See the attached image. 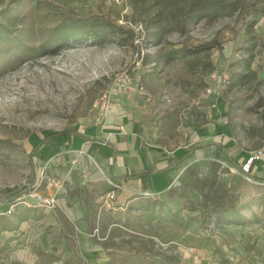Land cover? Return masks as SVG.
<instances>
[{
  "label": "rangeland",
  "instance_id": "rangeland-1",
  "mask_svg": "<svg viewBox=\"0 0 264 264\" xmlns=\"http://www.w3.org/2000/svg\"><path fill=\"white\" fill-rule=\"evenodd\" d=\"M12 1L0 0V8ZM22 1L16 10H24L20 26L34 34L26 35L27 59L0 73V193L23 188L0 199V222L4 226L13 213L27 207L42 216L34 226L28 221L22 231L0 230V264H90L74 225L79 211L88 224L83 237L102 246L110 264H121L124 258L130 262L132 256H149L150 264H188L182 253L194 238L185 218L200 211L211 217L214 202L221 207L234 204L243 220L239 225L260 233V238L248 235L247 252L238 259L264 264V182L247 178L219 150L195 155L171 188L155 199L135 200L124 211L102 205L104 197L99 202L89 197L83 177L70 173L68 163L75 157L57 160L65 153L48 154L54 153L50 145L59 136L103 124L112 104L127 106L132 117L147 105L156 124L165 117L166 123L183 125L189 114L199 124L215 118L206 110L215 111L205 101L208 96L223 98L221 126L230 132L227 148L246 157L261 148L264 153V0H238L231 14L212 18L206 15L212 0L198 1L204 5H197L195 18L163 0ZM65 18L96 25L100 40L85 26L86 37L80 41L51 50L41 47L43 29ZM247 45L253 46L249 67L254 74L232 83L231 75L243 70L240 65L249 56ZM172 49L181 51L170 57ZM121 76L126 88L116 85ZM108 91L110 105L103 113L100 103ZM54 131L60 133L32 150ZM199 231L194 236L209 235ZM175 234L181 243L171 240ZM231 257L235 263L220 256L218 264L239 262L236 255Z\"/></svg>",
  "mask_w": 264,
  "mask_h": 264
},
{
  "label": "crops",
  "instance_id": "crops-1",
  "mask_svg": "<svg viewBox=\"0 0 264 264\" xmlns=\"http://www.w3.org/2000/svg\"><path fill=\"white\" fill-rule=\"evenodd\" d=\"M205 101L213 103L214 113L209 110V107L206 110L215 118H211L210 122L202 120L201 123L196 124L193 122V116L189 114L183 125H176L175 120L172 123H166L165 117H162L156 124L152 120L147 105H143L142 110L136 113L137 116L132 117L127 106L112 104L103 124L95 128H87L84 131L71 130L69 133L59 136L50 145V149H53L54 153L48 152L49 157L52 158L58 153H65V156L60 155L55 158L57 160L61 156L65 160L75 157V162L68 163L71 169L70 173L83 177H81L82 182L88 190L89 197L94 201H101L104 195L112 190L110 181L118 183L120 187L116 190L115 198L111 204L115 205L114 210L118 208L124 211L134 205L133 201L144 200L139 197V193L144 190L155 192L159 196L171 188L181 170L195 155L202 157L210 152L217 153L219 150L228 159L232 158V164L234 161L242 163L246 156L235 148L228 149L226 146L225 141L230 139L228 137L230 132L228 126H221L222 118L225 116L223 98L208 96ZM214 126L217 128L215 129ZM211 141L214 143L208 144ZM219 143L224 144L225 149ZM202 144L201 148L194 149ZM187 152L189 154L184 157ZM251 170L254 176H264V153L259 161L252 164ZM40 215L36 213V217H30L27 221L23 220L15 230L22 231L24 226L28 227V221H31L34 226L33 223L39 221L42 216ZM74 216L79 219L74 221V225L82 235V246H87L88 251L85 255L88 262L90 264H110L104 248L88 241L87 236L83 237V234H87L88 224L82 220L81 211ZM92 226L90 229L93 228ZM216 226L217 230L219 228L220 230L218 231L219 235H215L212 239L215 247L190 246L187 251L182 253L185 262L188 264H218L220 256H229L234 262L231 256L236 255V259L245 256L247 252L246 238L249 237V234L252 237L260 238V233H251L235 222H219ZM4 231L6 230L4 229ZM174 243L179 244L178 242ZM248 256L250 257V255ZM161 258V261L164 262V256ZM89 259L93 262H90ZM150 261L152 259L149 256L145 257V260L132 256L130 262L124 258L119 263L150 264ZM238 263L247 264L243 259L236 264Z\"/></svg>",
  "mask_w": 264,
  "mask_h": 264
},
{
  "label": "trees",
  "instance_id": "trees-1",
  "mask_svg": "<svg viewBox=\"0 0 264 264\" xmlns=\"http://www.w3.org/2000/svg\"><path fill=\"white\" fill-rule=\"evenodd\" d=\"M167 4L173 3L176 4L177 10H185L186 15L189 16V18H195L197 12L198 4H203L201 2H198L199 0H163ZM22 0H14L6 5V7L0 8V73L4 71H8L9 69H15L18 66H20L23 61L27 59V54H25L24 48L28 47V38L26 35L34 34V30L32 28H25L20 26L22 23L23 18L19 19L21 13H23L24 10H21V12H17L16 10L19 9V6H22ZM182 2V4H180ZM207 2V1H206ZM208 3V2H207ZM212 4V7H208L207 14L210 18L222 15V14H231L233 11L236 10L237 3H239L238 0H229L224 2H221L220 0H212V2H209ZM209 5V4H208ZM24 6V4H23ZM204 7V8H203ZM204 10L207 9L203 6ZM196 10V11H195ZM28 11L31 12V9L28 8ZM197 17V16H196ZM20 26V27H19ZM89 26L92 30L95 31V33L92 35L93 39L96 41L100 40L99 30L96 25H93L89 23L88 21H85V19H75V18H65L60 19L56 21L51 26H48L46 29H43L44 34L41 36V47H44L47 50H51L53 47H57L62 44H66L69 41H80L81 39L86 37V32L84 33V27ZM156 33L152 34L154 37ZM30 37V36H28ZM245 47V52H249V56L246 58H243L242 64L240 65V68L243 70L240 72H235L233 75H231L230 81L232 83H241L246 80V78L254 74L252 70L250 69L249 65L253 57V53H251L250 50H252L253 46ZM180 49H172L171 53L169 54L170 57L175 56L176 54L180 53ZM182 56H184L183 52H181ZM246 70V71H245ZM264 81V80H263ZM57 133H60L58 131H54V133H50L48 135H45L43 138H41L36 144L32 145V150H35L39 148L43 142L46 139L54 137ZM214 142H208V144H211ZM220 146L225 149V145L219 143ZM203 146L199 145L194 147V149L201 148ZM189 152L185 153L184 157H187ZM230 162H232V158L229 159ZM240 162L234 161L233 165L240 169ZM248 176L253 179L256 182L262 183L264 182V176L257 177L252 174V171L248 173ZM212 193L211 190L208 191L209 199H211L210 194ZM208 196V195H207ZM199 202V200H197ZM200 201L205 204V208L208 207V202L206 201V198L203 199L202 197ZM212 210H214L213 214H211V217H216L215 213H218L220 216L219 218H215V225L219 224V222L222 223H242V217L238 214V209L234 204H229L224 207H221L222 205L215 204V202L212 204ZM196 208V207H195ZM36 210L34 207H27L26 209H22L21 211H17L13 213L11 218H8L6 223H4V226H2V223L0 222V230L8 229L13 230L16 229L19 225V223L23 220H26L30 217H36ZM200 215H189L185 218L186 228L190 229V238H194L190 246H195L199 248H208V247H215L213 244V241L211 239L210 235L202 236H194L195 232H200L199 230L203 229L204 226L208 223L209 219L208 216L205 215V211H200ZM232 216H234V219H230ZM152 218H149L148 221H150ZM189 238V240H190ZM169 240V239H168ZM175 242L181 243V240L179 239L178 235L175 234L172 236V239ZM184 243H187V241H184ZM216 249V248H215Z\"/></svg>",
  "mask_w": 264,
  "mask_h": 264
},
{
  "label": "built area",
  "instance_id": "built-area-1",
  "mask_svg": "<svg viewBox=\"0 0 264 264\" xmlns=\"http://www.w3.org/2000/svg\"><path fill=\"white\" fill-rule=\"evenodd\" d=\"M126 81L127 80H126L125 76H121V77L117 78V82H116L117 84L116 85L124 86L126 88L127 87ZM205 91H206V93H210L211 89L207 88ZM109 96H110L109 91H108V95H107V93H104L102 96L101 103H100V110L103 113L106 111L107 107L110 105ZM262 153H263L262 148L260 150H255V151L250 152L247 155L246 159L240 164V169H238V171H240L243 175L247 176V178L251 179L248 176V173L252 171L251 170L252 164L261 159ZM254 182H256V181H254ZM110 184L112 185V190L109 191L101 201L102 205H106L108 207L113 205V204H111V202L115 198V191L120 187L119 184L116 182L114 183V182L110 181ZM139 197L144 198V199L145 198L146 199H149V198L155 199L156 197H158V194L155 192L149 191V190H144L143 192L139 193ZM208 219H209V221L204 226L202 231L204 232V235L205 234H209V235L211 234L212 236H215L218 232L217 226L214 223L215 218L208 217Z\"/></svg>",
  "mask_w": 264,
  "mask_h": 264
},
{
  "label": "water",
  "instance_id": "water-1",
  "mask_svg": "<svg viewBox=\"0 0 264 264\" xmlns=\"http://www.w3.org/2000/svg\"><path fill=\"white\" fill-rule=\"evenodd\" d=\"M21 188H23V185H20L19 187H17L16 189H12L11 191L0 193V199L12 196V194L16 193Z\"/></svg>",
  "mask_w": 264,
  "mask_h": 264
}]
</instances>
